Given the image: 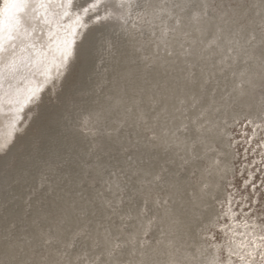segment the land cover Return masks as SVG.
I'll return each mask as SVG.
<instances>
[{
  "label": "rangeland",
  "instance_id": "obj_1",
  "mask_svg": "<svg viewBox=\"0 0 264 264\" xmlns=\"http://www.w3.org/2000/svg\"><path fill=\"white\" fill-rule=\"evenodd\" d=\"M0 8V264H264V0Z\"/></svg>",
  "mask_w": 264,
  "mask_h": 264
},
{
  "label": "snow or ice",
  "instance_id": "obj_2",
  "mask_svg": "<svg viewBox=\"0 0 264 264\" xmlns=\"http://www.w3.org/2000/svg\"><path fill=\"white\" fill-rule=\"evenodd\" d=\"M41 5L51 4L53 0H38ZM69 4H71V0H67ZM29 3V0H4L5 5H14V6H24ZM19 11V7L17 8V12ZM84 11L87 13L90 11V8H85ZM4 9L0 8V51L3 50V33L5 31V20L3 16ZM20 21L15 19L14 16H9L8 18V31L11 33L16 27H18ZM9 40H12V36H9ZM70 57H65L67 61Z\"/></svg>",
  "mask_w": 264,
  "mask_h": 264
}]
</instances>
